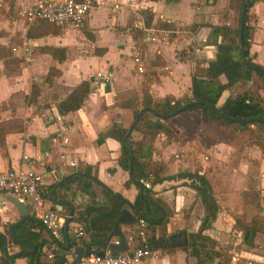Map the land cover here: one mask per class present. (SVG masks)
<instances>
[{"label":"crops","instance_id":"0c3cea01","mask_svg":"<svg viewBox=\"0 0 264 264\" xmlns=\"http://www.w3.org/2000/svg\"><path fill=\"white\" fill-rule=\"evenodd\" d=\"M33 1L0 0V120L7 121V128L0 132V170L33 165L40 173L43 203L34 210L24 202L27 217L38 221L46 210L70 214L63 228L75 243L67 249L63 248V231L55 240L44 226H28L38 233L35 242L44 240L39 259L47 262L59 243L66 257L75 244L88 242L94 248L103 242L106 225H111V203L105 189L127 200L121 208L132 206L139 192L141 184L130 181L128 169L117 162L121 150L115 126L127 128L134 118L132 107L121 101L133 97L136 108H144L143 112L142 88L151 100L190 96L192 72L214 57L215 44L223 40L213 26L233 27L239 0H92L83 25L76 29L44 19L26 23L15 16L16 10ZM144 9L151 14L149 26L144 25ZM246 13L248 55L252 62L264 66V0H252ZM143 27L155 29V41L147 46L137 34ZM22 44L29 47L27 54L21 52ZM12 45H17L14 51ZM45 46L54 47V54ZM134 48L149 62L147 67L143 65L144 71L134 68ZM47 72L51 73L47 76ZM96 72L108 73L109 79L98 80ZM30 73L38 81L33 84L36 94H30L29 85L26 97L14 96ZM255 78L252 73L250 79H239L222 89L216 105L227 95L251 90ZM82 80L88 81L89 88L80 106L60 111L57 102ZM216 81L223 83L226 78L219 74ZM147 117L153 119L154 115L147 113ZM202 119L207 116L199 108L179 111L169 117L175 127L171 136L133 126L128 133L141 150L138 158L144 163L143 178L150 182L152 196L168 210L164 223L145 222L140 227L157 256H145L131 264H264V133L258 128L260 132H255L253 123L243 131L218 122L203 126ZM99 134L102 139L97 143ZM22 153L44 164L22 163ZM78 169L88 171V192L72 187L63 195L56 190L52 193L53 183ZM178 172L198 174L208 185L215 209L204 227L200 225L208 209L191 185L198 181ZM154 176L179 182L153 188L160 182L151 183ZM134 208H129L134 221L119 224L126 247L138 242ZM81 209L83 217L78 216ZM21 216L15 204L0 202V232L6 239L5 252L0 249V264H26L24 254L33 252V246L36 250L26 236L21 243L22 238L9 235V227ZM253 216L263 218L256 227L251 225ZM90 219L97 225L88 230ZM77 222L84 225L82 236L73 235ZM183 231L185 242L174 244L177 237L170 235ZM245 232H249L246 241ZM159 237L163 243L155 241Z\"/></svg>","mask_w":264,"mask_h":264},{"label":"trees","instance_id":"16d2710c","mask_svg":"<svg viewBox=\"0 0 264 264\" xmlns=\"http://www.w3.org/2000/svg\"><path fill=\"white\" fill-rule=\"evenodd\" d=\"M252 0H246L245 11L243 14V26H242V36L240 47V39L238 35L239 31V11L241 8L242 0L238 2L237 9V23L234 27H228L225 25H215L213 26V31L215 33L222 34L223 40L215 44L214 57L207 61L204 67L196 68L191 74V84H190V96L170 99L167 96L162 99L151 100L148 94L145 91V88H142L143 92V106L146 107L145 111L141 112L136 121L133 124V127H144L149 130H159L163 132L166 136H171L175 127L169 121V115L174 109L179 106L190 102L191 100H196L193 103L184 106L180 111L191 110L199 108L200 111L207 116V119L201 120V125H210L213 122H218L225 125H230L235 129L246 130L248 129V124L253 123L255 125V132H260L257 129V124L264 123V66L253 62L254 66H251L247 60H251L247 52L248 47V26L246 24L247 19V7L250 5ZM144 25H150L151 14L149 10L144 9ZM162 27H168L166 23L159 24ZM44 49L51 54H54L56 50L54 47L45 46ZM243 54L242 55V51ZM254 73L261 81L262 93L251 94L248 91H242L235 93L233 95H227L220 105H216L217 98L220 95L222 89L226 88L233 82L242 79H250L251 74ZM219 74H223L226 78V81L219 83L216 81V78ZM36 87L31 86V95L36 94ZM89 84L87 80H82L76 84L62 99L57 102V107L60 111H67L76 109L82 103L83 98L88 92ZM135 98H127L121 101L122 105L132 107L133 117L137 114L138 108L135 106ZM147 113H152L154 115L153 119L147 117ZM127 128H119L115 126V134L120 143V154L118 156L117 162L123 169H128L129 157H130V172L129 180L134 182L136 185H139L138 178L145 175V166L143 161L139 160L138 156L141 155V150L137 148L135 144L128 138L129 134L126 135L125 142L122 140V137ZM102 139V134H99L95 139V142H100ZM130 152V155H129ZM86 168V167H85ZM82 169H78L74 172L66 174L58 184L53 183L52 186L54 191H58L63 195L64 190L70 189L72 187L80 188L84 192H88L90 185V178L88 171L81 172ZM177 175H187L190 178L198 181V184L192 182L197 192L201 195V199L204 201L208 212L203 217L200 227H204L205 223L213 217L214 214V205L211 200V195L209 193V188L206 181L198 174H193L190 172H178ZM168 175L166 177H171ZM162 177L154 176L151 180V183L160 181ZM105 195L107 202L111 203V211L108 215L112 218L117 208H121L123 202L127 200L121 198L119 193L112 192L109 189H105ZM133 207H138L136 209V218H142L146 223L149 224H162L165 221L167 216V208L164 203L159 199H156L152 196V190L150 187H144L141 193H137L135 199L131 203ZM83 209L78 210V216L83 217ZM70 219V217L68 218ZM260 216H253L251 220L252 227H256L257 222H262ZM88 223L87 229L95 228V223ZM11 224V223H10ZM8 224V225H10ZM28 224V225H27ZM38 225L41 227L44 226L40 220L36 221L29 217H24L23 220L14 224L11 227V238L18 239L22 236H26L28 241H33L36 246V250L24 254L27 261L26 264H63L67 261L64 256V249L62 248V243L58 244L56 250L52 252V258L50 261H41L39 259L40 246L44 240L36 241L37 232H34L28 228V226ZM110 225H106V229H109ZM249 232H245L243 235V240H247ZM24 238L20 241L21 243ZM35 240V241H34ZM26 241V240H25ZM158 243H163V238L159 237L155 239ZM69 245L74 244L73 239H68ZM150 243V241H149ZM84 249L89 250V243H84ZM2 248V238L0 236V249ZM103 249H98L97 252H102ZM6 261V258H4Z\"/></svg>","mask_w":264,"mask_h":264},{"label":"built area","instance_id":"2783aa9c","mask_svg":"<svg viewBox=\"0 0 264 264\" xmlns=\"http://www.w3.org/2000/svg\"><path fill=\"white\" fill-rule=\"evenodd\" d=\"M92 6V0H34L29 6L21 11V15L26 23L33 22L36 19H44L58 26H71L79 28L83 25L85 16ZM155 38L152 29L143 27L141 41L149 42ZM12 50L17 45L11 46ZM21 52L27 54L29 47L26 44L21 45ZM131 61L136 71L143 70L141 53L138 48H134L131 54ZM98 80H108V73L96 72ZM251 124V123H250ZM252 125V124H251ZM22 163L32 162L42 166L44 162L32 157L26 153L20 156ZM33 163V162H32ZM69 164H74L69 161ZM139 183L144 187H150V182L143 177L138 178ZM41 192H44L41 175L34 169L33 165L10 167L0 170V193L15 196L21 202H28L33 207H41L43 200ZM70 214L59 215L54 211L46 210L39 215L40 222L48 230L50 236L57 240L60 237L59 229L67 224ZM139 228L136 229L138 242L126 247L123 250H111L104 248L102 252L89 251L81 254L75 264H131L145 256L156 257L157 252L150 246L141 226L145 225L142 218H137ZM72 228V227H71ZM74 236L84 235V225L77 222L73 227ZM51 255V253H48Z\"/></svg>","mask_w":264,"mask_h":264},{"label":"water","instance_id":"95a60500","mask_svg":"<svg viewBox=\"0 0 264 264\" xmlns=\"http://www.w3.org/2000/svg\"><path fill=\"white\" fill-rule=\"evenodd\" d=\"M245 5H246V0H242L241 8L239 11V31H238V35H239V39H240V47L242 46L241 36H242L243 14L245 11ZM241 51H242V55L244 56L243 50H241ZM247 62L251 66H254V63L251 60H247ZM263 77H264V75H263ZM195 101L196 100H191L190 102H187V103L179 106L178 108L174 109L169 115H173V114L179 112L184 106H187L188 104L193 103ZM143 109L144 108H140L138 110L137 114L134 116V118L132 120V123L125 130V133L122 137V140L124 141V143H126L125 142L126 135L131 130L134 122L136 121V119L138 118V116L140 115V113ZM263 113H264V109H263ZM257 128L264 133V123L257 124ZM129 155H130V152H129ZM128 172H130V157H129ZM177 182H179V181L178 180H171V179L162 180L158 183H155L153 188H158L159 186H162V185H165L168 183H177ZM142 189H143V186L140 185L139 186V192L140 193L142 192ZM3 200H8V201L12 202L13 204H15L19 213L22 214L21 218H19V220H17V223L20 222L21 220H23L24 217L28 216L26 214V208H25L23 202L18 200L15 196L0 193V202ZM68 205H70V204L68 203ZM129 208L135 209L133 206H130ZM129 208H125V207L117 208L115 215L112 218H108L109 221H111V225H110L109 229H106L105 232H103L104 240L101 244H99L98 246L91 248L89 250H85L84 247L80 244L73 245L72 250H71V254L69 256L66 255L67 261L63 264H75L78 261L81 254H85L89 251H97L100 248H109L111 250H123V249H125L126 245H125V241H124V236H123L122 231L119 229V224L130 223V222L134 221V216H133V214ZM136 209H138V207ZM70 210L71 209L69 208V211ZM59 231L64 232L66 244L63 246V248L67 249L69 247V244L67 241L68 236H67L63 227L60 228ZM8 232H9V235H11V226L9 227ZM0 236L2 238V251L5 252V242H6L5 235L0 232ZM111 236H116L117 238L115 240H110ZM170 237H177V238H175V240L173 242L174 244H179V243L185 242V232L184 231L178 232L176 234H171ZM34 250H35V247L33 246L31 251H34ZM27 252H30V251H27Z\"/></svg>","mask_w":264,"mask_h":264},{"label":"rangeland","instance_id":"374dc122","mask_svg":"<svg viewBox=\"0 0 264 264\" xmlns=\"http://www.w3.org/2000/svg\"><path fill=\"white\" fill-rule=\"evenodd\" d=\"M237 9H238V6H236V8H235V11H234V15H233V20H232V24H233V27L236 25V23H237ZM23 10V8L22 9H19V10H16V12H15V16H17V17H20V18H22V15H21V11ZM58 27V26H57ZM48 28H51V29H54L55 28V26L54 25H48ZM76 29V28H75ZM152 33L155 35V29L153 28L152 29ZM137 34H139L140 36H142V32H137ZM139 35H138V37H139ZM155 39V38H154ZM151 40V41H149V42H152V41H155V40ZM149 42H146V43H144V46H147L146 44L147 43H149ZM11 48V47H10ZM11 50H12V48H11ZM139 50V49H138ZM14 51V50H13ZM140 52V51H139ZM142 63H143V65L145 66L146 65V67H147V65L149 64V62H147L146 63V61H144L143 59H142ZM145 70V69H144ZM143 70V71H144ZM51 72H47L46 73V75L48 74H50ZM96 74V73H95ZM47 75V76H48ZM38 81L37 80H35L34 79V74H32V73H30V75H28V77L26 78V80L24 81V83H23V81L21 80V85L20 86H18L17 87V89H15V95L14 96H21V97H26L27 96V90L29 89V85H32L33 86V84L35 85L36 83H37ZM255 82V83H254ZM253 84V86H252V89L251 90H249L248 92L249 93H251V94H258V95H260L261 93H262V88H261V81H260V79L256 76V78L253 80V82H252ZM37 88V87H36ZM257 89L259 90V91H257ZM30 94H31V91H30ZM30 96V95H29ZM6 123H7V121L5 120H0V132H2L3 130H5L6 128H7V125H6ZM231 127V126H230ZM250 135H251V133H250ZM250 135H247V137L248 136H250ZM24 204H26L27 205V207H31V208H35V207H32V205L30 204V203H27V202H25ZM34 210H37V208H35ZM40 210V209H39ZM43 212H41L40 213V215L42 214Z\"/></svg>","mask_w":264,"mask_h":264}]
</instances>
